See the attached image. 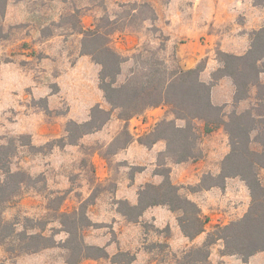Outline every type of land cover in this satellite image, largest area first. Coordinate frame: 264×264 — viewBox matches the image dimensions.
Instances as JSON below:
<instances>
[{"label":"rangeland","instance_id":"1","mask_svg":"<svg viewBox=\"0 0 264 264\" xmlns=\"http://www.w3.org/2000/svg\"><path fill=\"white\" fill-rule=\"evenodd\" d=\"M235 1L0 0V28L4 34L0 37V145L10 147L12 170L28 174L19 194L1 207L8 228L0 233V264H69L68 259L76 260L78 256L68 249V239L73 236L70 230L88 245L102 246L108 251V245L116 242L119 248L117 251L115 247L114 254L108 251V258H86L81 264H229L222 259V239H216L209 257L207 249L195 251L217 226L242 218L251 205L250 189L240 176L237 177L243 186L235 181L219 186L223 179L218 174L231 150L227 131L221 126L215 132H205L202 120L189 123L177 118L166 104L147 107L131 117L126 110L113 108L100 87L102 66L90 54L83 53L80 31L98 27L111 32V46L126 59L117 76V84H121L142 73L145 69L141 66H148L145 61L168 70L184 68L182 43H189L184 45V53L195 50L197 44L188 42L184 35L182 39H172L170 31L181 32L186 19L217 12L227 15L230 28L234 29L245 16L233 14L237 6H242ZM248 4L264 6V0H249ZM174 20L177 23L171 29L169 25ZM219 51L217 46L215 54L220 61ZM82 54L87 59L78 64ZM206 63L207 57H203L197 66L205 68ZM217 69L212 74L220 75ZM261 80L264 81V72ZM256 91L253 88L249 99L235 105L234 93L232 101L225 105L226 111H244L255 102ZM97 105L109 111L108 120L98 129L83 133L85 128H75L70 134V121L90 120ZM103 117L104 114L97 113L98 122ZM165 120L195 128V158L176 162L178 152L168 153L164 139L165 151L150 155L149 144ZM133 142L143 146L144 151L135 149L132 157L151 168L145 175L151 180L143 187L148 183L160 184L164 180L162 173L170 169L173 183L181 187V195L193 201L190 196L205 189L202 186L223 190V194L207 195L202 208L195 201L206 219L204 231L191 238L197 241L172 247L174 228L184 233L180 218L185 220L188 214L181 210L163 205L168 211L163 214L164 224L159 226L154 217L137 218L138 211L127 206L132 203L126 198L127 191L118 192L119 183L133 180L144 168L141 163L133 165L123 157V151ZM252 146L260 148L256 142ZM95 156L108 161L111 176L106 180L96 176ZM200 166L203 170L196 173ZM258 172L264 183V168ZM116 213L122 216L118 225L112 220ZM184 223L192 232L197 228L193 222ZM123 227L130 249L120 243L119 230L122 232ZM26 233L43 234L48 240L42 244L51 245L27 251L25 246L30 238ZM120 251L135 254L136 259L131 261V255L116 258Z\"/></svg>","mask_w":264,"mask_h":264},{"label":"trees","instance_id":"2","mask_svg":"<svg viewBox=\"0 0 264 264\" xmlns=\"http://www.w3.org/2000/svg\"><path fill=\"white\" fill-rule=\"evenodd\" d=\"M80 33L83 34V53L90 54L102 66L100 87L113 108L126 110L127 115L131 117L147 107L166 104L172 107L177 118L186 119L190 121L189 123L194 119L202 120L205 123V132H212L221 126L227 131L231 150L224 158L218 174V177L223 179V184L219 186L225 185L230 177L240 176L250 189L251 205L242 218L217 226L216 230L208 234L205 243L195 251L207 249V257H209L210 248L218 239L224 241V255L237 254L245 263L250 256L264 251V183L258 172L259 168H264V81L261 80V74L264 72V26L252 31L250 47L244 54L219 51L221 66L217 71L220 75L212 74V81L209 83L200 77L204 67L168 70L145 61L148 66H141L143 70L145 69L142 73L128 77L124 83L117 84V76L121 73L122 63L126 59L111 46V32L97 27L83 28ZM3 35L0 28V37ZM140 55L142 56L143 52ZM156 63L161 64L158 61ZM132 74H135V70H132ZM224 76H229L234 81L236 87L234 105L249 99L253 88L257 89L255 102L242 112L233 110L229 113L225 105H215L212 101V87ZM92 113L91 119L84 123L70 121L68 132L73 133L75 128H85L83 133L98 129L108 120L110 114L100 105L94 107ZM97 113L105 115L101 122L97 121ZM156 130L158 134H154L150 146L164 139L167 141L168 153L178 152V157L174 158L176 162L196 157L194 127L190 125V128H185L178 126L175 121L165 120ZM254 142L260 148H254L252 146ZM12 156L10 147L0 145V233L8 228L1 207L19 194L21 186L28 177L25 171L12 170L10 166ZM162 174L164 180L160 184L148 183L140 190L138 203L133 205L127 203V206L131 210L138 211L137 218L153 205H168L174 211L181 210L184 214H188L185 220L197 226L192 232L185 226V220L180 218L183 232L193 238L205 228L206 219L202 216L201 208L195 201L181 195V187L173 183L170 169ZM215 185L217 184L210 186ZM202 187L208 188V186ZM189 211H192V214L189 215ZM70 233L73 236L68 239V249L76 251L78 256L76 260L68 259L69 264H81L86 258L110 257L104 247L88 245L79 239L77 232L70 230ZM25 235L30 238L25 246L27 251H39L51 245L42 244L43 241L48 240L43 234L26 233ZM130 255L131 261L136 259L135 254L128 251H120L115 257Z\"/></svg>","mask_w":264,"mask_h":264},{"label":"crops","instance_id":"3","mask_svg":"<svg viewBox=\"0 0 264 264\" xmlns=\"http://www.w3.org/2000/svg\"><path fill=\"white\" fill-rule=\"evenodd\" d=\"M235 2L242 4V6H237L233 13L237 15V13H242L244 16L242 22L236 24L235 28H230V18L227 15H222L217 12L215 15L210 14L209 16H198L193 20L186 19L183 30L178 33H174L170 31L172 35V39L178 37L182 39L184 35V39L188 40V42H193L197 44V47L193 51H188L187 53L183 52L184 45H188L189 43H182L181 45V63L184 68H195L199 62V60L203 57H207L206 67L203 71H201V79L205 82L212 81V73L217 68L221 66L220 61L216 57V47L218 46L221 50L226 52H233L237 54L245 53L251 44V33L255 29L264 26V6H255L249 5V0H236ZM221 9V8H220ZM230 14L231 16L233 15ZM177 20H174L173 23L169 25L172 29V26L176 25ZM182 35V36H181ZM206 36V37H204ZM86 55H80L78 59V64L85 61ZM236 87L229 76H225L219 79L212 87V101L215 105H228L232 99L233 94L235 93ZM218 130V129H216ZM216 130L212 131L215 132ZM221 131V128L219 129ZM135 149H140L144 151L143 146L136 145V142L131 143L128 147L123 151V157L131 164L141 163L143 171L138 173L133 180H128L124 183H119L121 186L118 188L119 193L128 192L126 198L132 203L137 204L138 202V191L142 188L148 181H150L151 177L145 178L147 175V171L151 168L146 167L143 161H138L135 157H132V151ZM150 149V155L158 152L165 151L166 144L163 139L155 142L152 146L148 147ZM94 164L96 165V176L100 180H106L111 176V172L108 167V161L105 158L95 156L93 158ZM203 166H200L196 173H200L203 170ZM158 175H155L157 177ZM200 179L197 180L199 182ZM230 181H235L240 186H243V181L238 177H230L226 180V184H229ZM221 192L223 194V190L217 187H212L211 189H203L199 190L190 197L196 201L199 206L202 208V200L209 194H219ZM167 208H164L163 205H155L152 207H148L142 217H154L156 223L161 226L164 224L163 214H166ZM168 211V210H167ZM169 217V214H167ZM122 216L118 213L112 216V220L115 225H118L119 220ZM116 229V228H115ZM119 230V239H122L120 243H123L126 246L125 248L130 249V246L126 244L125 235L127 234L125 227ZM197 241V239H191L186 236L184 233L180 232L177 228H174V235L170 239V243L172 247L177 248L182 245H187V243H193ZM115 247L118 251V246L115 243L108 245L107 249L110 253H115ZM226 263L229 264H264V251H260L252 256H250L247 263L238 256V255H224L223 258Z\"/></svg>","mask_w":264,"mask_h":264},{"label":"built area","instance_id":"4","mask_svg":"<svg viewBox=\"0 0 264 264\" xmlns=\"http://www.w3.org/2000/svg\"><path fill=\"white\" fill-rule=\"evenodd\" d=\"M156 109H157V108H156ZM153 116H155V114H154Z\"/></svg>","mask_w":264,"mask_h":264}]
</instances>
